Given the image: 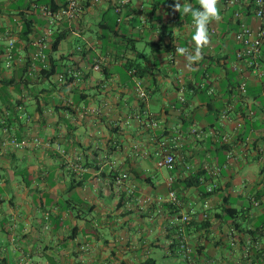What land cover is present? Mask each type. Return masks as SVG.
<instances>
[{
	"label": "crops",
	"instance_id": "obj_1",
	"mask_svg": "<svg viewBox=\"0 0 264 264\" xmlns=\"http://www.w3.org/2000/svg\"><path fill=\"white\" fill-rule=\"evenodd\" d=\"M117 1L80 0L81 13L56 23L69 32L55 56L76 79L32 77V89L0 90L22 100L18 116L2 104L10 130L41 142L11 146L0 115V264H264V77L237 59L233 15L239 8L257 30L252 8L244 12L249 0L233 8L219 1L222 18L209 24L194 71L175 51L195 47L192 17L173 12L175 0H119L115 13ZM183 2L199 8L198 0ZM43 6L0 0V31L17 40L14 65L1 60L0 77L18 75L31 55L19 37L21 13L32 19V39L46 26ZM260 63L264 69V42ZM162 143L175 157L171 171L156 167ZM190 175L199 185L184 187ZM170 188L179 206L158 203ZM225 207L236 211L232 218ZM191 209L186 258L168 221Z\"/></svg>",
	"mask_w": 264,
	"mask_h": 264
},
{
	"label": "built area",
	"instance_id": "obj_2",
	"mask_svg": "<svg viewBox=\"0 0 264 264\" xmlns=\"http://www.w3.org/2000/svg\"><path fill=\"white\" fill-rule=\"evenodd\" d=\"M98 0H95L97 2ZM221 1V0H219ZM225 7L233 8L235 6H239L238 0H222ZM66 4L63 8L59 9L56 12H52V10L46 6L40 8V12L46 18L47 24L45 26V35L33 38L32 45L33 49L31 52V57L34 61H39L40 63L47 62V55L44 52L45 49H48L50 46V32L51 26L54 22L61 20L63 18L70 19L77 16L81 13L82 8L80 5V0H65ZM118 6L115 8V13H120V6L124 4V1H117ZM126 3V2H125ZM252 14L259 20V27L257 30H253L249 25L242 22L241 19L243 17V13L239 10H236L233 15L237 20V30L235 32V40L239 44V49L236 52V57L240 61H244L249 68H251L252 72L264 77V69L261 67L260 56H261V46L262 42H264V0H252L251 1ZM194 24V22L192 21ZM44 34V33H43ZM4 41L5 45L2 50V57L4 59L5 68H11L12 64L15 62L14 50H15V42L16 39L7 35V33L0 32V42ZM34 64V63H33ZM35 67V65H34ZM71 75L77 77V73H72L68 71ZM57 80L63 81L65 79L64 74H57ZM246 83L245 81L241 82L239 85V89L241 91L245 90ZM138 97L141 100H145L147 98L146 91L139 86L137 88ZM225 116V113L223 114ZM151 125H156V123L151 120ZM191 133L196 137H201L203 135V131L192 128ZM10 145L15 148H24L28 145L38 146L41 144L37 137L32 139L30 138H22L18 140L16 137L12 136L9 141ZM61 152H63L61 150ZM175 166V157L174 154L171 153L167 148L165 143H162V148L159 152H157L156 159V167L161 169L173 170ZM128 178V174L123 172L118 181L121 182ZM174 177L170 176L168 178V184L171 185L173 183ZM213 190V186L207 188V192H211ZM159 204L168 203L172 205L179 206L180 200L178 198V194L175 189L170 188L166 197H161L158 200ZM195 214V210L191 209L189 212L177 216H173L169 219L168 225L169 227L176 228L179 233V251L182 252L186 258L189 256V247L187 244V239L185 235V228L189 225L191 218ZM203 217L206 218V214H203ZM25 264H28L25 262Z\"/></svg>",
	"mask_w": 264,
	"mask_h": 264
},
{
	"label": "trees",
	"instance_id": "obj_3",
	"mask_svg": "<svg viewBox=\"0 0 264 264\" xmlns=\"http://www.w3.org/2000/svg\"><path fill=\"white\" fill-rule=\"evenodd\" d=\"M251 1L252 0H249L250 4H251ZM39 3H40V5H44L48 8H50L53 13L58 11L59 9L63 8L66 4V2H64L62 7H58V6H56V3L54 2V0H39ZM87 5H88V3L86 2L84 6H87ZM195 6L196 5H194L193 7L196 8ZM250 7H251V5H248L246 7V9L244 10V12L248 13L250 11ZM121 8H122V5L120 6V9ZM21 15H22L21 18L23 19L24 25H23L21 32L19 33V35H20L19 37L22 40L28 42V46L31 47V49H33L34 48L32 45L33 38H37V37L45 35V27L43 28L42 33L34 36L31 39L29 37V35H31L33 33L32 19H28L24 13H21ZM65 19L66 18H63L61 20H65ZM61 20H58V21H61ZM57 22H54V24L51 26L52 30H51L50 36H49L50 46L48 49L44 50V52L47 55V62L45 64L40 63L39 61H34L31 57V55L26 56L24 59V63L22 64V68L20 69V73L18 75L11 76L9 78L0 77V90L2 93H7L6 89L11 85L16 87L19 91L21 88V84H24L26 87H29L28 85H30L31 83L28 82V80H29V78H32V77H34L36 79L35 83H45V82L51 83L54 76H57V74H64L65 79L63 81H59V80H57V78L54 79L55 81L53 80V82H55L58 85L68 84L72 80L76 79L75 76L71 75V73H69L68 71H71L72 73H77V72L70 67H64L63 69H61L60 59L56 58V56H55V53L58 51L61 42L67 37V34L69 32V29L55 28ZM46 24H47V20H46ZM0 32L1 33H7V35L13 37L12 35L8 34V32H2V31H0ZM16 43H17V40L15 42V50H16V46H17ZM1 57L2 56L0 54V65H1L2 61L4 63V60ZM13 65L14 64H12L11 68L13 67ZM34 65H35V67H34ZM4 67H5V65H4ZM17 78H18V80H17ZM53 84L54 83H52V85ZM29 88L32 89V87H29ZM0 100L2 101V103L0 104V109L2 107V104H5V107L9 112L10 111L14 112L15 115L18 116L16 111H19L22 108V105L19 104L22 102L21 98H18V103L17 102L12 103V102H10L9 99H7V98L5 99L1 96H0ZM37 100H38V98H36V101ZM0 115H1V117L3 116V120H2L1 124L4 127V130L8 134V141L11 140L12 136L16 137L18 140H21L22 138H19L17 136V134L13 130H10L9 126L6 124V122H12L13 121V119H12L13 116L7 115L6 112H3V110L0 111ZM182 183H183L184 187L197 186V185H199V176L198 175H190V176L184 178L182 180ZM170 205L175 206L172 204H170ZM223 211H225V213L228 214L231 218L236 213V211L234 209L227 208V207L223 208Z\"/></svg>",
	"mask_w": 264,
	"mask_h": 264
},
{
	"label": "clouds",
	"instance_id": "obj_4",
	"mask_svg": "<svg viewBox=\"0 0 264 264\" xmlns=\"http://www.w3.org/2000/svg\"><path fill=\"white\" fill-rule=\"evenodd\" d=\"M199 8H194L189 3H181V0H175L172 6L173 12H179L180 15L190 14L195 25V32L192 36L194 49L187 47H176L178 55L186 60L185 67L189 70H195L193 67L203 59V49L210 43L209 24L213 21L221 20L219 0H198Z\"/></svg>",
	"mask_w": 264,
	"mask_h": 264
}]
</instances>
